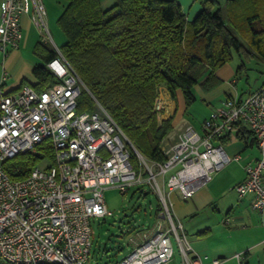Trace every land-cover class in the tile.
Returning a JSON list of instances; mask_svg holds the SVG:
<instances>
[{"label": "built area", "instance_id": "obj_1", "mask_svg": "<svg viewBox=\"0 0 264 264\" xmlns=\"http://www.w3.org/2000/svg\"><path fill=\"white\" fill-rule=\"evenodd\" d=\"M31 7L32 23L46 43V35L53 40L41 0H1L3 55L20 50L25 38L22 18ZM57 54L48 68L59 83L44 91L25 85L11 93L5 88L6 74L0 81V264H87L92 220L111 215L106 189L117 188L125 195L143 184L158 194L164 209L161 220L150 233L133 240L134 251L118 264H171L175 242L183 264H198L190 258L191 247L171 213L165 190L192 199L215 175L239 161L240 156L231 157L217 141L240 126L253 133L260 157L245 166L246 179L235 189L241 198L254 196L252 209L264 216V86L225 100L201 131L182 128L162 147L167 159L150 161L98 101L93 112H78L87 88L59 49ZM164 110L159 93L155 111L160 116ZM45 142L52 146L53 159L43 160L45 165L40 163L25 179L13 180L5 163Z\"/></svg>", "mask_w": 264, "mask_h": 264}, {"label": "trees", "instance_id": "obj_2", "mask_svg": "<svg viewBox=\"0 0 264 264\" xmlns=\"http://www.w3.org/2000/svg\"><path fill=\"white\" fill-rule=\"evenodd\" d=\"M64 1L67 6L58 20L66 37L61 52L87 88L78 112H93L98 101L150 161L167 159L162 144L174 130V119L159 124L155 111L162 87L173 100L182 93L189 110L197 101L195 88L209 93L221 85L217 71L232 63L235 54L241 59L238 77L246 61L264 62V0H228L225 6L202 0V11L193 22H188L178 0H116L108 9L101 0ZM35 54L42 62L33 71L37 83L23 86L41 92L59 83L48 68L58 54L43 41ZM237 131L238 139L253 138L256 143L247 127ZM47 158L53 159L49 142L7 161L5 170L13 180H22ZM133 158L137 165L135 153ZM163 210L160 205L159 216Z\"/></svg>", "mask_w": 264, "mask_h": 264}, {"label": "crops", "instance_id": "obj_3", "mask_svg": "<svg viewBox=\"0 0 264 264\" xmlns=\"http://www.w3.org/2000/svg\"><path fill=\"white\" fill-rule=\"evenodd\" d=\"M178 1L188 22H193L202 11V0ZM41 2L47 12L46 21L49 28L48 18L54 11V7L50 0H41ZM115 2L116 0H101V6L103 9H108ZM33 12L34 9L31 7L30 13L22 18L25 38L20 50L10 52L8 56L0 52V81L6 74L8 77L5 83L7 92L13 93L20 90L24 83L31 85L37 83L33 71L42 62L36 56L35 48L41 39L39 30L31 20ZM237 65L238 62L237 64L232 62L217 71V76L223 82L213 91L206 93L200 86L195 88L202 95L203 103L211 106L208 117L230 97L246 96L264 85L247 91L240 90ZM160 90L161 98L165 103L162 119L164 121L174 119V130L165 142L172 143L182 128L186 126L196 128L188 122L180 124L176 122L180 108L179 94L182 95V93L179 92L177 100H173L166 87ZM201 127L200 130H196L201 131ZM237 132L236 130L232 138L224 142L223 146L228 155L240 156V160L233 161L225 170L215 175L213 180L192 199H183L179 193L165 190L171 205V213L175 221L181 224L183 236L191 247L190 258L197 260L198 264H214L215 261H219V264H264V216L252 209L254 196L241 198L235 189L246 179L245 166L258 159L260 151L253 138L244 142L235 136ZM217 143L222 144L220 141ZM226 220L230 222L227 223ZM237 255H241V259H238ZM183 260L180 251L178 263L183 264Z\"/></svg>", "mask_w": 264, "mask_h": 264}, {"label": "rangeland", "instance_id": "obj_4", "mask_svg": "<svg viewBox=\"0 0 264 264\" xmlns=\"http://www.w3.org/2000/svg\"><path fill=\"white\" fill-rule=\"evenodd\" d=\"M227 1L219 0L218 2H221V6H225ZM50 2L54 7V11L50 13L48 24L53 40H51L49 35H46V37L48 39L47 42L57 52V49L61 51L66 44V37L58 25V20L63 14L67 3L64 0H50ZM111 7L112 5L109 6V8ZM39 36L41 41L46 43L45 37L40 32ZM240 60L239 56L235 54L233 62L236 64L239 62V65ZM245 64L246 68L239 77L238 87L240 90L247 91L258 88L260 85L262 86L264 84V62H252L249 64L246 61ZM159 93L161 94V90ZM194 93L196 98L200 99L189 110L186 109V105L184 106V98L179 94L180 108L176 122L179 124L188 122V124L200 130V127L204 123L203 121L209 115L211 106L203 103L202 95L197 90ZM163 113L160 116L158 115L159 124H162L164 121L162 119ZM166 139L162 147L165 145ZM41 164L45 165V163ZM135 166L137 165L135 164ZM170 175L168 174L166 179ZM143 191L149 194L145 195ZM104 197L111 215L92 220V247L87 264H118L134 251L135 245L133 244V240L136 242L144 234L150 233L157 222L160 221L161 215H158V210L162 204L158 194L148 184L134 186L125 195L117 188H108L104 193ZM179 250L180 248L177 242H175V257L172 264H179Z\"/></svg>", "mask_w": 264, "mask_h": 264}, {"label": "water", "instance_id": "obj_5", "mask_svg": "<svg viewBox=\"0 0 264 264\" xmlns=\"http://www.w3.org/2000/svg\"><path fill=\"white\" fill-rule=\"evenodd\" d=\"M149 193H145V195H148Z\"/></svg>", "mask_w": 264, "mask_h": 264}]
</instances>
